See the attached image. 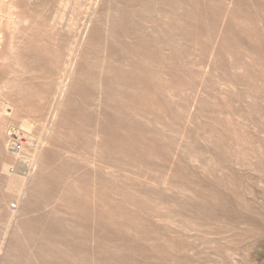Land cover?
<instances>
[{
	"label": "rangeland",
	"instance_id": "374dc122",
	"mask_svg": "<svg viewBox=\"0 0 264 264\" xmlns=\"http://www.w3.org/2000/svg\"><path fill=\"white\" fill-rule=\"evenodd\" d=\"M80 1L0 43V264H264V0Z\"/></svg>",
	"mask_w": 264,
	"mask_h": 264
},
{
	"label": "bare ground",
	"instance_id": "6f19581e",
	"mask_svg": "<svg viewBox=\"0 0 264 264\" xmlns=\"http://www.w3.org/2000/svg\"><path fill=\"white\" fill-rule=\"evenodd\" d=\"M18 2H19V0H0V43L5 41V32H4L5 29H7L9 31H14L15 28L19 25V23L22 22V18L19 15L18 8H17ZM63 3L65 4V6L68 5L67 1H65ZM79 3H81V1ZM79 3H78V7H79ZM74 7H75V4H74ZM78 7L76 6L74 8L76 16L71 21V30L76 29L81 22L82 16L79 14L80 12L78 13V11H79ZM74 60H75V62L78 60L77 55H75ZM74 65H75V63L72 65L73 67H72L70 74H69L70 79L72 78V75H73V72L75 69ZM99 92H100V90H99ZM63 94H64V91H63ZM10 144H11V142L8 145H10ZM44 147H45V141H42L41 144H39L38 146L35 147L33 155L30 158H28V160L23 161L25 164L23 163L22 165H25L27 170L25 169L24 174L23 173L17 174V179H18L17 181H13L11 178H5V182H6V185L8 186V189L10 190V186H13V188L11 190L16 192L19 195V197L21 196V198L18 199V201H19L18 205H17V207H15V209L12 211V213L10 215V218H9L10 225H8V229L6 232V239H8V240L5 241V243L2 244V246H0V253L5 251L6 248L8 247L10 233H11L12 229H14L15 226H17L18 217H19V214L21 211V207L23 205L22 204L23 199H24L23 195L28 190V187L33 184V178L37 174V170H39V168H38L39 165L42 163V152H43ZM15 152H16V150H15ZM3 160H5V159H3ZM23 169H24V167H23ZM16 171H19V170L16 168ZM32 251H33V249H32Z\"/></svg>",
	"mask_w": 264,
	"mask_h": 264
},
{
	"label": "built area",
	"instance_id": "2783aa9c",
	"mask_svg": "<svg viewBox=\"0 0 264 264\" xmlns=\"http://www.w3.org/2000/svg\"><path fill=\"white\" fill-rule=\"evenodd\" d=\"M22 142H23V141H19V142L16 143V145H15V147H14V149H15L16 151H20L21 146H22Z\"/></svg>",
	"mask_w": 264,
	"mask_h": 264
}]
</instances>
